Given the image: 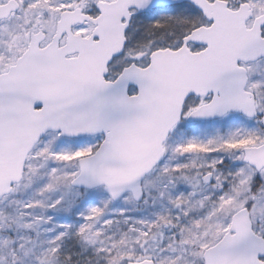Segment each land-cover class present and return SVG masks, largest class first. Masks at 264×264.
<instances>
[{"label": "snow or ice", "instance_id": "obj_1", "mask_svg": "<svg viewBox=\"0 0 264 264\" xmlns=\"http://www.w3.org/2000/svg\"><path fill=\"white\" fill-rule=\"evenodd\" d=\"M0 264H264V0H0Z\"/></svg>", "mask_w": 264, "mask_h": 264}]
</instances>
